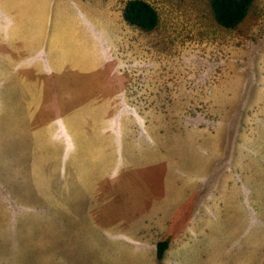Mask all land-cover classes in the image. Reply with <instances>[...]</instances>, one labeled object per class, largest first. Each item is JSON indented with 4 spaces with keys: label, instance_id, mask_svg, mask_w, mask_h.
<instances>
[{
    "label": "rangeland",
    "instance_id": "374dc122",
    "mask_svg": "<svg viewBox=\"0 0 264 264\" xmlns=\"http://www.w3.org/2000/svg\"><path fill=\"white\" fill-rule=\"evenodd\" d=\"M127 1L0 0V264H264V0L236 28L147 0L152 30ZM82 106L130 114L111 168H66ZM165 196L163 260L137 229Z\"/></svg>",
    "mask_w": 264,
    "mask_h": 264
},
{
    "label": "crops",
    "instance_id": "0c3cea01",
    "mask_svg": "<svg viewBox=\"0 0 264 264\" xmlns=\"http://www.w3.org/2000/svg\"><path fill=\"white\" fill-rule=\"evenodd\" d=\"M102 56L104 59H106L104 55ZM82 69H86V68L82 67ZM109 106L113 108L115 106V103L110 102ZM87 110H89V108L82 106L81 111H80V117L78 115L76 116L75 143L74 145H70V148L67 151V153L76 154V155H75L74 161L66 160V163H65L66 168L68 167L69 168L88 167L87 165H85L88 163V161L84 160L86 159L85 154L90 156V164L92 167L97 168V169H102V170L106 167L111 168L114 165L113 163L115 161L116 154H120L123 151V148L120 146H122L125 143V134L127 132L126 131L127 126L130 127L131 125L130 114L128 113V111L125 112L124 108L122 109V111L119 109L117 117H113V118L106 117L102 121L101 127H105L107 130H100L101 129L100 120L96 119L94 123L91 124L89 122L90 113H88ZM88 125H89L90 131L86 132L84 130L87 128ZM116 127H117V130H116ZM92 128L94 132L92 131ZM143 147L144 146L140 145L139 150H141V148L143 149ZM257 158L259 157L257 156L253 157L255 161ZM252 172H253V169H252ZM108 179H109V176H108ZM102 182L103 181H101V178L98 177L96 183L93 182L94 184H92L91 186L92 188H97L96 193L98 194L100 192V186L103 185ZM114 184L115 183H113L111 187L114 188ZM167 197L168 196H165L166 200H167ZM250 200L251 201L253 200L252 196ZM173 201H174L173 197H170V199L167 200L169 212L164 213L162 208H159L156 211H152L150 215L144 216V221L142 224H140L141 228L137 229L142 233H145V232L155 233L152 237V244L149 246V248L154 245L157 246V243L159 241L164 240L167 237L169 239L172 238V241H170L169 247L164 254L163 260H166L165 257L167 256V253L170 250L171 245L178 240V238L170 237L171 236V225H172V222L174 221L173 218L179 216L178 213L180 210V209H175V210L173 209V205H174ZM240 215L242 216V212L240 213ZM256 215H257L256 212L251 211L250 216H249L250 220L252 218H256ZM171 219L173 220L169 224L167 225L164 224V220H171ZM190 232H191L190 227L188 228V230L183 232L185 233V239H187V242L190 240V237H191ZM157 235L159 236L157 237Z\"/></svg>",
    "mask_w": 264,
    "mask_h": 264
},
{
    "label": "trees",
    "instance_id": "16d2710c",
    "mask_svg": "<svg viewBox=\"0 0 264 264\" xmlns=\"http://www.w3.org/2000/svg\"><path fill=\"white\" fill-rule=\"evenodd\" d=\"M254 0H210L214 19L225 28H236L248 16ZM123 16L130 24L142 29H155L160 22V14L156 7L147 0H128ZM170 244L166 238L157 243V256L163 259Z\"/></svg>",
    "mask_w": 264,
    "mask_h": 264
}]
</instances>
